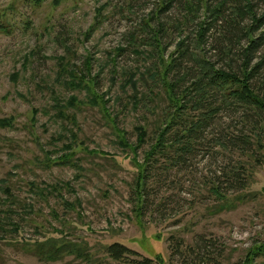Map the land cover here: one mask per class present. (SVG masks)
<instances>
[{
    "label": "rangeland",
    "instance_id": "1",
    "mask_svg": "<svg viewBox=\"0 0 264 264\" xmlns=\"http://www.w3.org/2000/svg\"><path fill=\"white\" fill-rule=\"evenodd\" d=\"M256 4L263 14L264 0ZM161 5L0 0V264H204L183 250L205 243L221 264H264V131H255L264 118L223 110L186 159L148 158L173 117L168 84L179 90L195 81L205 17L186 22L181 0L158 17ZM149 23L161 31L163 50ZM184 38L193 57L166 79ZM212 40L207 58L238 69L247 41L237 43L233 62ZM261 59L264 47L253 64ZM140 128L148 133L142 147ZM227 135L250 136L251 146L226 148ZM235 173L245 187L228 182ZM114 243L140 256L115 262L106 253Z\"/></svg>",
    "mask_w": 264,
    "mask_h": 264
},
{
    "label": "trees",
    "instance_id": "2",
    "mask_svg": "<svg viewBox=\"0 0 264 264\" xmlns=\"http://www.w3.org/2000/svg\"><path fill=\"white\" fill-rule=\"evenodd\" d=\"M161 1L162 5L159 9L158 17L169 11L176 0ZM211 1L181 0L187 11L186 22L191 19L192 21L198 19L201 11L205 16L199 25L196 40V46L201 52V56L200 58L196 56L199 59H197L198 70L194 78L195 81L179 90L177 89V83L168 84L169 101L174 110L171 114L173 117H171L169 122H166L159 134H156L155 143L152 144L148 152V158H151L150 162H153L155 157L169 160L173 155H176L179 159H186L187 155H191L195 151L196 145L201 142V136L207 127L223 110L241 109L245 120L256 119V121H261L264 118V59L253 64L258 50L264 47V12L261 15L257 14V0H216L215 4H211ZM246 19L250 20V24L243 27ZM150 21L153 20L150 19ZM147 26L152 29L150 23ZM213 30L212 37H207L208 33ZM151 31L155 37L157 51L163 50L161 31L154 29ZM211 38L213 39L211 41L212 47L217 55L223 60L229 59L231 61L232 58L233 62V53H235L237 43L242 40L247 41L246 47L240 49L238 54L240 60L242 59V64L238 69H234L233 65H230L228 70L218 69L216 64H213L207 58L205 45ZM187 41L188 39L184 38L177 44L176 52L173 54L170 64L164 69L166 79L176 70L181 69L180 59L193 57V55H190ZM75 79L77 78L72 80L73 83ZM136 83L133 82V79L131 80L132 87H136ZM76 88L82 89L81 83L76 85ZM215 99L217 101L213 102ZM218 101H220L219 104ZM58 110L62 113L60 105ZM0 125H5V123L0 121ZM256 130L264 131V128L259 129V127H256ZM255 135L258 136L259 134ZM248 137L250 136L243 138L227 135L220 142L226 148L246 151V147L251 146V139ZM147 140V131L144 128H140L136 146L142 147L147 143ZM144 178H146V173ZM245 180L247 179L241 178L239 173H235L229 177L228 182L233 186L243 184V187H245ZM4 185H6V181L1 180L0 189ZM4 191L7 195L11 194L8 187H5ZM215 191L218 194H222L218 186L215 187ZM3 202L0 200V203ZM178 247L179 250L180 248L182 250V247L185 248L181 242H179ZM212 247L211 243H205L204 246L199 244L197 248L186 247L183 251L184 254H188L191 257L202 256L201 259L204 264H221L219 257L214 258ZM106 253L115 262H121L130 256H140L137 252L120 243L108 246ZM143 259L132 263H155L150 258Z\"/></svg>",
    "mask_w": 264,
    "mask_h": 264
}]
</instances>
